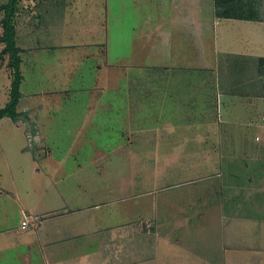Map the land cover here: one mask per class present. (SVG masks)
Returning a JSON list of instances; mask_svg holds the SVG:
<instances>
[{"label": "rangeland", "instance_id": "obj_1", "mask_svg": "<svg viewBox=\"0 0 264 264\" xmlns=\"http://www.w3.org/2000/svg\"><path fill=\"white\" fill-rule=\"evenodd\" d=\"M23 2L25 0L21 3L25 6ZM59 8L69 15L59 13ZM54 9L50 8L41 14H48L50 22L47 18L45 20L46 23L49 22V26L52 21L56 25V32H59L57 39L70 43L69 46L73 48H78L77 44L82 41L94 45L90 41L98 40L101 31L104 34L107 20L108 97L102 108L107 110L103 119L107 130L100 132L102 149L85 148L84 154L77 160L80 165H71L70 161L73 160L70 157L58 164L56 158L52 157L48 163L34 166L25 140V150L21 153L19 166V163L14 164L17 159L13 158L18 157L17 150L15 151L17 145L11 135L10 157L14 161L10 159L6 163L0 156V188L11 190V195L16 190L19 193L28 190L33 195L43 188L49 190V193L53 189L58 191L54 186H49L48 177L53 174L57 181L63 170L69 173L68 167L73 166L74 177L77 172L76 177L82 178L78 173L84 172L90 173L93 179L79 182L75 177V181L65 182L68 185L65 197L58 199L55 208L59 210L56 209L53 215L62 214L63 208L72 209L80 205L73 200V193L77 188L82 193L83 190L88 191L81 194L86 205L85 208L82 207L85 212L75 213L70 219H57V222L53 221L55 225H63L66 220L75 224L85 220L92 226L94 218L101 221L102 225L137 221L138 229L136 232L134 230V235L138 238H135L136 242L141 244L140 255L137 257L136 252L130 253L135 241L125 243L126 252L132 256L123 257L127 260L124 264H146L143 262L148 260L150 264H154L153 256L147 255L148 249L151 250L150 254L155 252V264H203L199 258L183 249V221H194L204 226L199 230L205 232L204 241L211 254V238L222 239L225 231L217 229L216 224L231 220V217H220L219 207L211 203L219 198L218 191L222 185L231 184L230 188L234 190L236 188L232 184L237 187L250 185L243 178L245 172H252L249 166L245 170L246 167L242 164L245 159L264 158V130L255 126L258 123L257 117L231 116L228 109L235 101L230 100L227 95H223L220 107L224 115L217 116V95L219 92L220 95L227 92V87L220 83L221 88L217 91V77L211 70L215 58L210 52V41H207L210 37L203 39L206 36H196L197 33H194L198 28L203 35L207 32L204 22L212 12V0H59V7L54 6ZM170 15L177 27L183 26V36H178L175 40L173 37L172 40L169 39L167 34ZM193 18L199 23H194ZM153 23L159 35L155 44L158 67H149L147 60L145 63L126 62L124 68L117 65L113 55L116 48L120 47V39L125 44L136 40L137 34H146ZM133 32L135 38H131ZM92 55L96 56L98 53L94 52ZM218 62L230 65L229 60L222 61V58H216V64ZM235 72L234 70L233 75ZM7 86H10V79L5 78L0 70V107L8 100L9 87L3 93ZM242 100L248 102L246 109L249 110V103L253 102L246 98ZM14 130L11 127V134L16 132ZM0 131L2 132L1 129ZM80 149L76 145L71 152L79 153ZM45 150L43 148L44 153L47 152ZM60 150L62 149H52L51 152L59 155ZM57 165L59 169H56ZM35 168L38 173L43 171L47 177L41 180L36 175ZM227 169H234L236 180L233 177L230 181L226 173L221 175L220 172ZM232 193L238 200L246 199L241 193ZM250 200V203H259L264 201V196L256 195ZM96 204L97 207L94 206ZM256 207L258 205L249 206L247 203L235 212L236 216L256 215L264 219V213H260ZM18 215L17 205L4 204L0 197V225L16 227ZM33 221L34 224H29L22 231L15 228L10 230V227L6 232L9 239L0 236V264H44L43 259L39 258L41 256L38 250L30 245L31 239L27 238V235H35L37 230L39 220L33 218ZM257 227L239 226L231 235L235 233L237 242L244 240L252 246L264 247V228L261 230ZM73 231L76 230L73 228ZM1 232L3 231L0 230ZM164 237L171 244L162 240ZM154 239L156 245L151 248V241ZM110 242L108 247L112 248L111 251L117 249L116 241L111 239ZM31 247L34 248L31 250ZM111 256L113 260L116 259L114 254ZM90 261V264H98L94 256L88 258V263ZM53 263L86 264L83 261ZM109 264L123 262L114 260L109 261Z\"/></svg>", "mask_w": 264, "mask_h": 264}, {"label": "crops", "instance_id": "obj_2", "mask_svg": "<svg viewBox=\"0 0 264 264\" xmlns=\"http://www.w3.org/2000/svg\"><path fill=\"white\" fill-rule=\"evenodd\" d=\"M6 2L7 0L0 1V5ZM21 3L22 0L19 1L17 12L14 16L15 43L20 48V72L22 75L19 86L20 97L16 106V111L20 115L16 119L10 117L0 118V129L2 130V132L0 131V156L5 161L17 159L14 164L17 165L19 163L20 166L21 161L19 160H21V153H24L26 140L28 142L26 147L29 149L28 153H30L34 166L48 163L52 157L56 158L57 161H55L58 164L63 162L66 157H70L73 160L70 161L71 165H80L81 163L77 160L84 154L85 148L96 147L102 149L101 141H99L101 139L100 132L107 130L103 120L107 110L105 108L102 109L103 102H107L108 97L106 88L109 60L107 20L105 21L104 34L101 31L98 40L90 41L94 42V45L88 44V41H82L77 44L79 45L77 46L78 48H73L69 46L70 43L60 42L57 39L56 36L59 32H56V25L52 21L49 26L50 18L48 14H41L47 12L50 8L54 11V6L59 7V0H25L23 2V4H26L25 6ZM58 11L59 13L61 12L60 8ZM64 11L63 9L61 14H67ZM3 15L4 12L0 11V25ZM208 17L204 22L207 26V32L203 35L202 30L198 28L194 33H197L196 36H206L203 39H207V36L210 37L207 41H210V52L215 58V61H212L211 70L217 77V91L221 88V86L219 87L220 83H224L223 87H227L225 89L227 92L221 95L218 91L217 116L224 115V111L220 107L223 95H227L230 100L235 101L233 105L231 104L232 107L228 109L231 116L257 117L258 123L255 126H258L263 131L264 70L261 71L259 59L264 58V20L217 18L213 12V0L212 12H210ZM46 18L49 19L47 23ZM171 18L172 16L170 15L167 34H169V39L172 40L173 37V40H175L178 36H183V26L177 27ZM193 22L199 23L195 18H193ZM155 28L153 23L152 27L149 26L146 34L144 32L137 34L136 40H130L126 44L120 39L118 45L120 47L116 48L114 51L115 55H113L117 65L124 68V63L126 62L145 63L147 60L149 67H158L155 44L159 35ZM1 34L2 25L0 26ZM132 35L131 38H135L134 32ZM2 49L3 44L0 43V70L3 71L5 78L10 79L7 55L1 53ZM94 52L98 53V55H92ZM87 54L88 56H86ZM216 58L217 60L222 58V61L229 60L230 65H221L219 62L216 64ZM234 63L235 65H233ZM162 65L165 67V64ZM234 70L236 72L233 75ZM104 84L105 88L103 89ZM8 87H5L3 93L6 92V88L8 90ZM243 98L250 99L253 102L252 104L249 103L251 106L249 110L246 109L248 102L242 100ZM240 100H242V103ZM241 106H244V108ZM250 111H253V113H250ZM11 127L16 130L14 134L10 132ZM11 135L17 145L15 151L17 150L16 153L18 155V157L13 159L10 157L12 149ZM29 141L31 142L29 143ZM262 144L264 146V143ZM19 145L21 146L18 147ZM76 145L78 149L81 148L83 150L80 149L79 153L75 152L72 154L71 150ZM43 148L46 149L47 155L43 152ZM52 149L62 150L57 155L51 152ZM6 163L8 162L6 161ZM242 164L246 167L245 170L248 169V166L252 169V174L247 171L243 175V178L250 185L237 187V185L232 184L236 188L235 190L230 188L231 184L222 185L221 190L218 191L219 198H217L216 202L211 203L219 207L220 217H231V220L220 221V223L216 224L217 229L225 231L222 239L211 238V254H209L208 246H206L204 241L205 232L199 230V228L203 229L204 226L194 221H183V249L191 255H195L203 264H264V247L260 245L259 247L252 246L250 242L244 240L237 242L235 233L231 235V232H234L235 228L239 226H244V228L245 225L250 227L258 226L257 228L260 227L261 230L264 228V219L256 215L245 214L237 217L235 213L247 203L249 206L258 205L256 208L259 209L260 213H264V201L259 203L253 201L250 203L251 197L254 198V196L261 194L264 196V158L251 157L248 160L245 159ZM73 166L68 167L69 173L65 170L62 171L63 173L57 179V181L60 180L58 182L55 181L56 178L53 174L48 177L49 186L51 185L58 189V191L53 189L50 192L51 194L49 190L43 188L35 191V195L28 190L20 191V193L16 190L14 195H11V190L6 191L0 188V197L4 204L15 203L20 213L16 227L0 225V230L3 231L0 236L8 238L6 232L10 227V230L13 228L24 230L28 225L25 228L21 227L23 219L27 218L29 224H34V218L39 220L37 230L35 235H27V238L31 239L32 244L30 245L35 246L38 250L41 256L39 258L40 260L43 259L44 264H54L53 262L56 261H83L86 264H90L92 261L88 263V258L93 256L98 260V264H109V261L114 262V260L121 261L124 264V261L127 260L123 257L134 252L139 257L141 244L136 242L138 238H136L137 235H134V230L136 232L138 229L137 221H122L102 225L101 221L94 218L92 221L94 225L92 226L89 225V221L85 220L77 221L76 224L70 220H66L63 225L54 224L53 221L57 222V219H70L75 213L85 212L82 207L85 208L86 205L82 201L81 194L84 195L88 191L83 190V194L77 188L74 190L73 200L80 205L72 209L63 208L62 214H60L62 216L53 215L55 214L53 212L58 209L55 208L58 199L65 197V189L68 185L64 183L68 180L75 181L77 172L74 177L72 174L74 173ZM56 169H59L58 165ZM35 172L36 175L40 176L41 180H43V177H47L45 173H42L43 171L38 173L37 168H35ZM220 173L222 176L226 173V177L230 181L233 177L236 180L234 169L232 171L228 169L222 170ZM78 174L82 178L76 177V181L84 182V180L93 179L90 173L81 172ZM233 191L235 193L239 191L238 193L245 195L246 199L238 200L236 195L232 193ZM54 193L56 196H54ZM94 206L97 207L98 204ZM87 226L90 228H87ZM62 228L63 231H61ZM73 228L76 231H73ZM55 238L57 239L55 240ZM111 239L116 241L117 249H114V251H111L112 248L108 247L111 244ZM162 240L171 244V241L167 240L166 237ZM130 241H135V244L132 245L131 254H128L125 249V243L128 244ZM148 242L149 240L147 244ZM39 244L41 246L38 247L37 245ZM155 245L156 239L151 241L150 246L154 248ZM33 248L31 247V250ZM150 251L149 249L146 251L147 255L153 256L152 261L155 264V252L150 254ZM28 253H30V250ZM205 253L207 254L205 255ZM113 254L116 258L114 260L111 258ZM148 261L143 263L150 264Z\"/></svg>", "mask_w": 264, "mask_h": 264}, {"label": "trees", "instance_id": "obj_3", "mask_svg": "<svg viewBox=\"0 0 264 264\" xmlns=\"http://www.w3.org/2000/svg\"><path fill=\"white\" fill-rule=\"evenodd\" d=\"M20 0H7L0 5V11L4 12L1 19L2 34L0 43L3 44L2 54L7 55V67L10 74V86L8 100L0 107V118L10 117L16 119L19 113L16 111L20 97L19 86L22 80L20 72V48L15 43L14 16ZM213 12L220 19L264 20V0H213ZM261 71L264 70V58L259 59Z\"/></svg>", "mask_w": 264, "mask_h": 264}, {"label": "built area", "instance_id": "obj_4", "mask_svg": "<svg viewBox=\"0 0 264 264\" xmlns=\"http://www.w3.org/2000/svg\"><path fill=\"white\" fill-rule=\"evenodd\" d=\"M27 225H29V221L27 220V218L23 219V221L21 222V227L25 228Z\"/></svg>", "mask_w": 264, "mask_h": 264}]
</instances>
